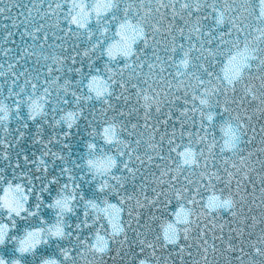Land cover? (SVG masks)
I'll list each match as a JSON object with an SVG mask.
<instances>
[{"label":"snow or ice","instance_id":"6c2138e0","mask_svg":"<svg viewBox=\"0 0 264 264\" xmlns=\"http://www.w3.org/2000/svg\"><path fill=\"white\" fill-rule=\"evenodd\" d=\"M0 264H264V0H0Z\"/></svg>","mask_w":264,"mask_h":264}]
</instances>
